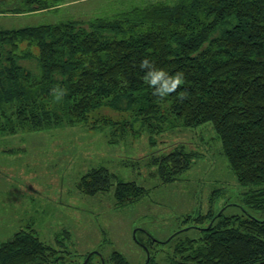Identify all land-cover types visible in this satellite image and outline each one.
Returning a JSON list of instances; mask_svg holds the SVG:
<instances>
[{"label": "trees", "instance_id": "trees-1", "mask_svg": "<svg viewBox=\"0 0 264 264\" xmlns=\"http://www.w3.org/2000/svg\"><path fill=\"white\" fill-rule=\"evenodd\" d=\"M64 1L0 0V14L58 8ZM156 1L87 21L1 29L0 125H73L101 107L135 109V130L157 119L171 126L166 111L185 127L209 124L246 188L242 198L264 213V0ZM22 41L36 45L38 54L18 53ZM145 57L170 75L183 72L185 83L165 98L153 95L140 68ZM25 59H35L38 70L25 67ZM55 88L66 90L60 101ZM191 159L182 148L170 149L157 156V173L172 182ZM88 176L83 186L91 194L111 186L105 167ZM144 191L133 181L119 180L115 194L119 202H129ZM244 207L247 215L210 211L214 221L200 237L176 231L168 242L180 240L166 262L150 254L146 264H264V217L249 215ZM96 253L101 263H92ZM114 253L113 264H131L122 252ZM65 262L59 249L28 230L0 242V264ZM86 264H106L105 257L93 251Z\"/></svg>", "mask_w": 264, "mask_h": 264}, {"label": "rangeland", "instance_id": "rangeland-1", "mask_svg": "<svg viewBox=\"0 0 264 264\" xmlns=\"http://www.w3.org/2000/svg\"><path fill=\"white\" fill-rule=\"evenodd\" d=\"M132 1L65 0L59 8L0 14V30L108 17L156 0ZM26 49L38 54V47L27 41L19 43L17 52ZM22 64L38 70L35 59ZM49 104L55 106L54 101ZM166 113L171 126L157 119L140 130L133 128L135 109L115 112L108 107L94 109L85 121L73 125H0V242L28 230L59 249L65 264H83L93 251H100L106 264H113L115 251L131 264H146L148 252L166 262L180 240L168 242L176 231H182V237H200L214 221L210 211L247 215L241 209L245 206L249 215L264 217L242 198L246 188L238 183L213 126L185 127ZM176 147L190 153L191 166L165 183L155 161ZM100 167L112 175L111 186L91 194L83 182ZM119 180L133 181L145 191L119 202ZM200 215L203 220L197 218ZM92 258V263L102 262L99 253Z\"/></svg>", "mask_w": 264, "mask_h": 264}, {"label": "clouds", "instance_id": "clouds-1", "mask_svg": "<svg viewBox=\"0 0 264 264\" xmlns=\"http://www.w3.org/2000/svg\"><path fill=\"white\" fill-rule=\"evenodd\" d=\"M140 68L145 71V83L154 91L153 95L160 98H165L168 95L177 91L180 86L185 83L183 72L169 74L165 69L157 68L154 61H150L147 57L141 60ZM57 101H60L66 94V90L55 88L52 90ZM183 99L184 97H180Z\"/></svg>", "mask_w": 264, "mask_h": 264}, {"label": "water", "instance_id": "water-1", "mask_svg": "<svg viewBox=\"0 0 264 264\" xmlns=\"http://www.w3.org/2000/svg\"><path fill=\"white\" fill-rule=\"evenodd\" d=\"M95 252H99V251H95ZM90 255H92V252L88 255V257L86 258V260L84 261L83 264H86V263H87V261H88ZM149 257H150V256H149V252H148V258H149Z\"/></svg>", "mask_w": 264, "mask_h": 264}, {"label": "crops", "instance_id": "crops-1", "mask_svg": "<svg viewBox=\"0 0 264 264\" xmlns=\"http://www.w3.org/2000/svg\"><path fill=\"white\" fill-rule=\"evenodd\" d=\"M71 1H72V0H71ZM59 7H60V6H59ZM59 7H58V8H59ZM36 12H37V11H36Z\"/></svg>", "mask_w": 264, "mask_h": 264}]
</instances>
